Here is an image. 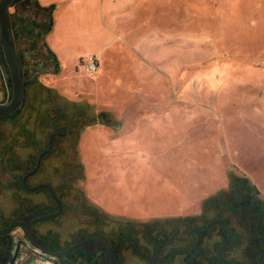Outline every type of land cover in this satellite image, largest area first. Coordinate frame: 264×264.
I'll use <instances>...</instances> for the list:
<instances>
[{
    "label": "rangeland",
    "instance_id": "374dc122",
    "mask_svg": "<svg viewBox=\"0 0 264 264\" xmlns=\"http://www.w3.org/2000/svg\"><path fill=\"white\" fill-rule=\"evenodd\" d=\"M59 3L53 8L68 4L57 13L54 33L64 73L46 42L54 9L43 12L38 0H24L11 8L10 19L23 71L64 97L66 116L58 125L66 134L54 139L57 151L45 165L66 182L61 218L66 229L140 230V247L152 259H140L141 264H184L187 249L195 246L206 249L207 257L198 254L192 264H258L264 250V194L252 176L264 187V0ZM108 38L111 43L97 55L98 72H83V60L75 67L78 56ZM34 94L28 89L15 131L17 151L32 152L35 160L39 144L26 146L25 140L40 134L43 108L48 139L61 110L51 92H45L47 107L34 102ZM97 159L107 171L98 188L110 190V199L140 207L154 201L147 207L176 213L127 219L129 226H121L126 218L106 214L88 198ZM126 163L129 173L119 175ZM231 181L243 196L235 197ZM179 182L192 187L190 197L176 189ZM223 199L243 209L227 208ZM184 201L189 205L182 206ZM221 222L233 231L227 248L223 243L232 236ZM157 249L163 250L161 260L154 262Z\"/></svg>",
    "mask_w": 264,
    "mask_h": 264
},
{
    "label": "flooded vegetation",
    "instance_id": "af4514ba",
    "mask_svg": "<svg viewBox=\"0 0 264 264\" xmlns=\"http://www.w3.org/2000/svg\"><path fill=\"white\" fill-rule=\"evenodd\" d=\"M18 55L26 83L22 110L26 107L28 89L32 88L35 90L34 102L41 107L49 102L45 92H51V98L57 99L61 115L51 121L53 133L47 139L46 108L40 112L37 124L40 134L34 137L30 133L25 140L26 146L39 144L40 152L35 160L32 152L26 156L17 151L15 119L22 110L14 117L0 119V264H141L140 259L151 261V255L140 247V230L122 229L113 233L111 229L101 228L97 233H87L80 229H66L61 221L66 209V182L63 175L45 165L47 156L57 151L54 139L58 141L66 134L64 126L58 125L66 116L64 97L58 88L47 86L38 78H30L23 71V56ZM11 95V78L0 49V104L8 102ZM60 205L62 213L46 218L58 212ZM52 206L56 207L53 211ZM123 222L121 226H129L130 221L124 219ZM193 249L196 252L192 255ZM187 250L189 257L184 264L194 263L198 254L204 259L207 257L204 248L200 252L196 246ZM161 251L156 250L154 262L161 260ZM174 254L168 261H172Z\"/></svg>",
    "mask_w": 264,
    "mask_h": 264
},
{
    "label": "crops",
    "instance_id": "0c3cea01",
    "mask_svg": "<svg viewBox=\"0 0 264 264\" xmlns=\"http://www.w3.org/2000/svg\"><path fill=\"white\" fill-rule=\"evenodd\" d=\"M38 1L40 2L41 7L49 8V7H53L52 4H55V3L60 4L59 2L63 1V0H48V1L38 0ZM67 5L68 4L63 3V5L61 4L57 8H55V9L53 8L54 9L53 10L54 22H53V26H52L51 31L46 36L47 47L50 50V52L52 53V55L56 58L57 62L60 65V70L63 73H64L63 62H62L61 56H60V52H61L62 47H61V43H59V41H57V38L54 36V33L56 32L55 20L57 17V13L62 11V9H64V7ZM108 8L110 9V7H108ZM110 43H111V41L109 39L105 43H103L100 47H98L94 50H91V52H89V54L78 56L76 58V64H75L76 66L75 67H77L79 65V62L81 60L84 61V59L87 58L89 55H96L97 56L98 54H101ZM86 55H88V56H86ZM81 69L83 70L82 67H81ZM83 72H84V70H83ZM148 147L149 146H147L145 148L147 151H150V149ZM149 154L152 157V159L156 160L155 157L153 158V155L151 154V152H149ZM99 163H100L99 159L95 160L94 167L91 168L92 170L89 174V177H88L89 180L87 182L88 198H89L91 204L94 205L95 207L102 209L103 211L106 212V214H108L110 216H120V217H124L126 219H133L136 221H144V220H149V219L154 218V217H160V216H166V215L168 216V215H173L176 213V212H173V210H167V209L166 210L164 209L162 211H155L154 206L147 207L148 205H154L155 204L154 201L144 203V207L141 206V207H143V208H141L139 203H134V202L130 203L128 201H119V200L116 201V200L110 199V193H111L110 190H107V189L99 190V188H98V182H99L102 174H104L105 172L107 173V171L100 169V167L98 166ZM128 166H130V165H127V163H126V164L121 166L122 169L117 168L119 170L118 171L119 175L125 174L127 172L129 173L130 169L127 168ZM176 178H178V177L176 176ZM252 180L255 182L258 190L264 194V187L258 183V181L254 178V176H252ZM177 181H178V179H177ZM119 182H121L120 179H118V183ZM179 183H181V182H179ZM175 187L179 192L181 191L182 194L185 192L189 193V197H190V192L193 191L192 187H191V189H189V186H187V184L185 186V185H182V183H181L180 186L176 185ZM197 197H196V200L198 201V203L201 202L200 201L201 197H198V198ZM189 200H190V198H189ZM191 200H192V198H191ZM167 203L162 202V203H158V204L168 205ZM182 203H183V204H181L182 206L189 205V201L187 203H185V201ZM177 212H181V211H177Z\"/></svg>",
    "mask_w": 264,
    "mask_h": 264
},
{
    "label": "water",
    "instance_id": "95a60500",
    "mask_svg": "<svg viewBox=\"0 0 264 264\" xmlns=\"http://www.w3.org/2000/svg\"><path fill=\"white\" fill-rule=\"evenodd\" d=\"M19 0H0V49L4 56L5 64L12 83V95L8 102L0 104V119L11 118L17 115L23 108L25 102V81L19 55L15 47L10 19V10ZM62 205L55 214L46 216L52 218L62 213ZM264 255V253H263ZM258 264H261L262 257Z\"/></svg>",
    "mask_w": 264,
    "mask_h": 264
},
{
    "label": "trees",
    "instance_id": "16d2710c",
    "mask_svg": "<svg viewBox=\"0 0 264 264\" xmlns=\"http://www.w3.org/2000/svg\"><path fill=\"white\" fill-rule=\"evenodd\" d=\"M40 9L43 11V12H51L52 10H53V7H49V8H46V7H40ZM50 17H51V15H50ZM48 32L47 33H49L50 31H51V28L50 29H48L47 30ZM232 182V186H231V192L235 195V197H240L241 195L243 196V194H241V193H239L238 192V189H237V186L235 185V183H234V181H231ZM220 196H221V194H220ZM237 197V198H238ZM222 204H223V206H225V207H232V209L233 210H240V209H243V205H241V206H239V207H235V204L234 205H232L231 203H229L228 202V200H226V199H223V201H222ZM222 224H223V227H224V229H225V231L227 232V233H229V234H231V240L230 241H228V243H223V247L224 246H226V244H228L227 246H226V248L229 246V244H231L232 242H233V240H234V236H233V231H232V229H231V226L229 227V225L227 224V222L225 223V222H221ZM262 239H260V243H261V247H262V249H264V236H262L261 237ZM263 253H264V250H262V252H261V254H260V257L263 255ZM262 261L264 262V255H263V257H262ZM229 262H231V261H229ZM233 263V262H232ZM237 264V263H236Z\"/></svg>",
    "mask_w": 264,
    "mask_h": 264
},
{
    "label": "built area",
    "instance_id": "2783aa9c",
    "mask_svg": "<svg viewBox=\"0 0 264 264\" xmlns=\"http://www.w3.org/2000/svg\"><path fill=\"white\" fill-rule=\"evenodd\" d=\"M99 58L96 55H90L84 59L82 68L85 73L92 75L98 72L100 68Z\"/></svg>",
    "mask_w": 264,
    "mask_h": 264
},
{
    "label": "bare ground",
    "instance_id": "6f19581e",
    "mask_svg": "<svg viewBox=\"0 0 264 264\" xmlns=\"http://www.w3.org/2000/svg\"><path fill=\"white\" fill-rule=\"evenodd\" d=\"M137 193V192H136Z\"/></svg>",
    "mask_w": 264,
    "mask_h": 264
}]
</instances>
